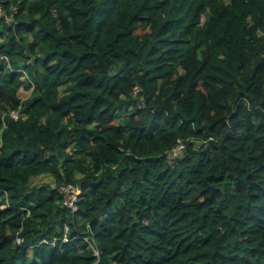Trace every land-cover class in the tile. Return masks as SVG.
Returning <instances> with one entry per match:
<instances>
[{
    "label": "trees",
    "instance_id": "16d2710c",
    "mask_svg": "<svg viewBox=\"0 0 264 264\" xmlns=\"http://www.w3.org/2000/svg\"><path fill=\"white\" fill-rule=\"evenodd\" d=\"M0 6V264H264V0Z\"/></svg>",
    "mask_w": 264,
    "mask_h": 264
},
{
    "label": "built area",
    "instance_id": "2783aa9c",
    "mask_svg": "<svg viewBox=\"0 0 264 264\" xmlns=\"http://www.w3.org/2000/svg\"><path fill=\"white\" fill-rule=\"evenodd\" d=\"M3 15H4L3 10L2 7L0 6V18ZM10 116H12L15 119H18L21 117V112L20 110H12L10 112ZM183 147H184V143L182 140L179 139L175 148H173V150L169 152V157L171 158V156L173 155H178L179 152L182 151ZM59 191L63 197V206L71 210H77L78 202L80 201V195H81L80 186L75 183H66L60 186ZM5 195L6 196L8 195L6 191H5ZM22 241H23L22 237H17L18 243H21ZM94 253L95 255L99 256V251L95 247H94Z\"/></svg>",
    "mask_w": 264,
    "mask_h": 264
},
{
    "label": "rangeland",
    "instance_id": "374dc122",
    "mask_svg": "<svg viewBox=\"0 0 264 264\" xmlns=\"http://www.w3.org/2000/svg\"><path fill=\"white\" fill-rule=\"evenodd\" d=\"M2 10H3V14L5 15V13H6L5 10L4 9H2ZM24 95H27L26 91H24ZM52 182H53L52 178L49 176L38 177V178L33 180L34 184H45V183H52Z\"/></svg>",
    "mask_w": 264,
    "mask_h": 264
}]
</instances>
